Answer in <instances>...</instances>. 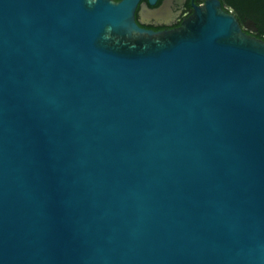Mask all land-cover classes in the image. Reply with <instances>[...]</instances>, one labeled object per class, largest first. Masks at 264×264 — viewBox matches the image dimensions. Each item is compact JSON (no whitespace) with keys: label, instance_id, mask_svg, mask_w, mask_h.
I'll return each mask as SVG.
<instances>
[{"label":"water","instance_id":"water-1","mask_svg":"<svg viewBox=\"0 0 264 264\" xmlns=\"http://www.w3.org/2000/svg\"><path fill=\"white\" fill-rule=\"evenodd\" d=\"M139 2L0 0V264H264V41Z\"/></svg>","mask_w":264,"mask_h":264},{"label":"flooded vegetation","instance_id":"flooded-vegetation-1","mask_svg":"<svg viewBox=\"0 0 264 264\" xmlns=\"http://www.w3.org/2000/svg\"><path fill=\"white\" fill-rule=\"evenodd\" d=\"M121 2L122 0H115ZM232 13L248 36L264 41V0H219ZM206 0H140L135 18L138 25L155 32L178 29Z\"/></svg>","mask_w":264,"mask_h":264}]
</instances>
